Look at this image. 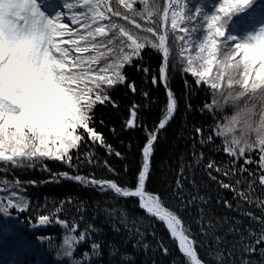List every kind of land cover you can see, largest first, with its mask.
I'll list each match as a JSON object with an SVG mask.
<instances>
[{"label": "snow or ice", "instance_id": "snow-or-ice-1", "mask_svg": "<svg viewBox=\"0 0 264 264\" xmlns=\"http://www.w3.org/2000/svg\"><path fill=\"white\" fill-rule=\"evenodd\" d=\"M205 2L190 7L187 0H62V7H57L50 0H0L2 170H27L39 164L52 179L92 187L105 196L111 194L110 200H130L144 213L133 216L123 206L119 216L116 209L106 210L110 220L133 225L135 230H128V237L135 238L132 252L121 250L114 241L106 245L97 240L93 233L100 230L85 224L78 233L63 237L58 258L68 259L69 264H105V246L107 264H137V249L170 254L166 240L155 231L151 233L155 249L145 242V223L151 227L158 222L180 250L174 264H264V5H256V0H221L209 12L203 10ZM239 14L243 15L234 21ZM241 25L243 32L237 35ZM152 50L162 56V80L142 54ZM177 63L195 78L194 90L211 94V102L201 112L211 111L214 119L231 112L218 126L228 162L209 158L204 163V153L194 141L193 162L181 157L179 171L168 165L174 181H163L153 190L160 136L178 114V98L167 84ZM129 67L149 77L153 85L164 84L166 101L158 123L147 124L144 111L152 96L128 75ZM120 87L133 95L140 93L142 101L129 104L117 129L109 126L104 114H97V108L119 107L112 93ZM104 127L117 136L143 129L144 136L139 143L130 139L128 151H123L108 140ZM210 141L209 132L200 143ZM98 147L119 158V166L103 160L108 178L80 171L101 167ZM133 148L138 149L135 163ZM46 161H60L74 171L53 172ZM197 165L216 182L215 205L248 217L247 226L235 217L215 214L207 185L197 182L192 172ZM19 183L4 181L7 200L0 195V212L6 217L10 209L30 208L28 199L17 191ZM223 191L232 192V197L222 195ZM64 204L61 201L55 212L61 213ZM246 206H258L259 212ZM36 220L39 225L58 222L69 233L80 227L74 219L51 213L39 214ZM112 228L120 231L115 222ZM10 229L9 221L0 223L3 233ZM80 243L88 248L77 257L74 249ZM48 244L52 246L50 239ZM255 253L259 260L252 258Z\"/></svg>", "mask_w": 264, "mask_h": 264}, {"label": "trees", "instance_id": "trees-1", "mask_svg": "<svg viewBox=\"0 0 264 264\" xmlns=\"http://www.w3.org/2000/svg\"><path fill=\"white\" fill-rule=\"evenodd\" d=\"M54 4L62 6V0H51ZM190 7H195L200 3V0H187ZM221 0H206L204 9L206 11H213L214 6H217ZM256 5H264V0H256ZM140 6L139 4L137 5ZM252 11L251 9L249 10ZM234 16L233 20H239L240 16ZM199 19V18H198ZM243 25H241V31L236 34H242ZM199 34V33H198ZM179 43V42H178ZM179 49H177V52ZM145 61L151 66L153 71L159 77V66L162 63V56L156 53L154 50L142 53ZM238 59V58H237ZM215 72V68L213 69ZM128 75L137 82V85L142 89H147L152 96V104L150 107H146L144 116L147 124L151 126L153 122L158 123V119L162 114L164 102L166 101V89L163 83L153 85L150 82V78L146 77L143 73L136 70L134 67L127 68ZM187 81V84H186ZM167 84L171 87L174 94L178 98V114L170 122V127H167V131L163 132L160 136L159 151L156 154L157 164V176L153 183V190L160 188L163 181L175 179V173L168 170V165L172 169L179 171L181 164V157H184L185 162H193V143L195 141V147L204 153L202 159L204 163L208 162V159L215 160L217 162L227 164L228 154L223 151V136L220 134L221 129L218 127L220 124L225 123L224 117L231 114L230 111H226L222 116L217 115L214 119L211 111L201 112L200 109L205 106L206 103L211 102V94L206 93L203 90H194L198 86L195 85V78L191 73H187L183 70L179 63L171 71ZM191 85V87H189ZM113 98L119 101V107L113 108L112 106H99L97 108V114H104V118L109 122V126L114 125L117 129L120 128L124 119L127 116V108L129 104L135 100L137 103L142 101L140 93L132 94L126 88L120 87L114 93ZM191 105V107H189ZM201 127L202 132L196 133L195 128ZM103 132L106 134L108 140L116 146L119 150L128 151L127 144L130 139L135 138L139 143L141 137L144 136L143 129L136 132H129L125 130L120 136L113 134L109 127H104ZM213 135V141L201 144L200 140L205 139L207 133ZM121 140L124 143H121ZM98 154L101 167H82L81 172L88 174L89 172L95 173L97 176L104 175L108 178L106 170L102 167L103 160L109 159L110 162L117 163L118 157H109L103 147H98L95 150ZM133 163L138 159V149H132ZM256 157L254 156V159ZM83 159V157H81ZM49 167L53 172H63L68 169L67 165H64L60 161L49 162ZM255 167V165H253ZM3 166L0 165V195L4 196L7 200V188L4 181L18 180L19 183L17 191L22 196L28 199L30 208L24 210L10 209L11 215L5 216L3 212H0V223L5 220L11 224V229L5 234L0 230V264H69L68 259H64L62 256L57 257V252L63 253V249L60 245L63 243V237L65 235L78 233L85 224L93 225L100 231L94 232L93 235L97 240L103 239L105 244L107 242L114 241L120 245L121 250L127 249V251H133V244L135 238L128 237V230H135L133 225L129 224L125 227L119 219L112 221L109 219L108 209H116V215L119 216V209L123 206L126 211L133 216H143L144 213L139 206L133 205L130 200L115 199L110 200L109 196L101 194L99 190L92 187L81 185L77 182L71 181L66 178L55 180L50 178L49 173L46 170H42L41 166L29 168L27 170H14L5 172L2 170ZM192 172L195 174L197 182L202 185L206 184V190L213 198V209L216 215L223 216L229 215L235 217L238 220H242L244 223L242 226H247L249 218L240 215L238 212L226 210L223 206L215 205V197L217 185L214 180H209L205 171L200 166H194ZM213 175H216L214 172ZM245 175H247L245 173ZM227 180L226 177H221ZM191 177L189 178L190 184ZM37 181L38 183H32ZM257 193L260 192L259 187L256 189ZM222 195L231 198L233 193L230 191H223ZM264 199V196H261ZM65 201L64 208L61 213L55 212V207L60 206V202ZM250 211L259 212V207L246 206ZM52 214L58 215L61 219L75 220L80 225L78 229H75L73 233L66 232L64 226L58 222H51L45 225H39L36 217L39 214ZM81 217L83 219L81 220ZM115 222L120 228V231H114L112 223ZM253 228H257L258 225L253 224ZM144 228H147L146 243H149L152 249H155V243L153 241L152 232L155 231L158 238H164L167 243V247L171 250L170 254H164L160 250L147 251L143 249H137L134 253L137 256V264H152L155 260L156 264H174V261L181 257L180 250L177 245L171 240L165 226L161 223H155L149 227L145 223ZM144 230L143 228L141 229ZM40 237H44L41 240ZM51 240L52 246L49 247L48 240ZM232 239L231 236L228 237ZM88 248L87 243H80L77 248L74 249L75 254L79 257L80 253ZM253 259L259 260V253H255ZM105 264L108 261V249L104 248V256L102 257ZM99 264V261H97Z\"/></svg>", "mask_w": 264, "mask_h": 264}, {"label": "rangeland", "instance_id": "rangeland-1", "mask_svg": "<svg viewBox=\"0 0 264 264\" xmlns=\"http://www.w3.org/2000/svg\"><path fill=\"white\" fill-rule=\"evenodd\" d=\"M50 2L53 3L51 0H50ZM55 5H56L57 7H62V6H59V5H57V4H55Z\"/></svg>", "mask_w": 264, "mask_h": 264}, {"label": "clouds", "instance_id": "clouds-1", "mask_svg": "<svg viewBox=\"0 0 264 264\" xmlns=\"http://www.w3.org/2000/svg\"><path fill=\"white\" fill-rule=\"evenodd\" d=\"M259 123H260V122H259V121H257V124H258V125H259Z\"/></svg>", "mask_w": 264, "mask_h": 264}]
</instances>
